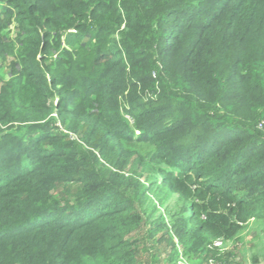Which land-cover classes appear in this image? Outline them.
<instances>
[{
  "label": "trees",
  "instance_id": "trees-1",
  "mask_svg": "<svg viewBox=\"0 0 264 264\" xmlns=\"http://www.w3.org/2000/svg\"><path fill=\"white\" fill-rule=\"evenodd\" d=\"M252 219L264 0H0V264H242Z\"/></svg>",
  "mask_w": 264,
  "mask_h": 264
},
{
  "label": "rangeland",
  "instance_id": "rangeland-1",
  "mask_svg": "<svg viewBox=\"0 0 264 264\" xmlns=\"http://www.w3.org/2000/svg\"><path fill=\"white\" fill-rule=\"evenodd\" d=\"M161 209L163 210V208ZM261 225H262L261 222H258L255 219L250 220V222L246 225L245 230L239 236L240 239L238 241L237 248L234 247V243H231V245H229V249L236 250L238 254L237 261L239 263L252 264L251 252H254L255 254H258L261 259V262L259 264H264V233L260 236V238L258 236V239L256 236L254 238L252 236L253 234H256L255 231H258L257 228L258 226ZM253 241H255L254 245H252ZM168 251H169V246L166 248L165 242H159L157 246L156 244L155 246L149 245V248L146 251L141 252L142 255H140V261L142 262V264H171L168 260ZM173 261L175 262L174 259ZM215 262L216 261H214V264ZM178 264H194V263H189V261L185 257L182 258L180 257L178 259ZM196 264H200V262H197ZM205 264H207V262ZM208 264H210V260Z\"/></svg>",
  "mask_w": 264,
  "mask_h": 264
},
{
  "label": "built area",
  "instance_id": "built-area-1",
  "mask_svg": "<svg viewBox=\"0 0 264 264\" xmlns=\"http://www.w3.org/2000/svg\"><path fill=\"white\" fill-rule=\"evenodd\" d=\"M217 245H222V241H219V242H217L216 243ZM181 262V261H180ZM212 263H213V261H212ZM221 264V263H220Z\"/></svg>",
  "mask_w": 264,
  "mask_h": 264
}]
</instances>
